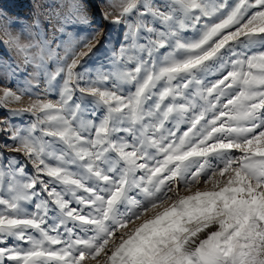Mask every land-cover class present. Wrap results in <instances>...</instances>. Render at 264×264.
<instances>
[{"label":"snow or ice","instance_id":"6c2138e0","mask_svg":"<svg viewBox=\"0 0 264 264\" xmlns=\"http://www.w3.org/2000/svg\"><path fill=\"white\" fill-rule=\"evenodd\" d=\"M112 23L94 74L85 0L59 40H8L45 94L3 122L32 171L0 159V264H264V0H121Z\"/></svg>","mask_w":264,"mask_h":264},{"label":"rangeland","instance_id":"374dc122","mask_svg":"<svg viewBox=\"0 0 264 264\" xmlns=\"http://www.w3.org/2000/svg\"><path fill=\"white\" fill-rule=\"evenodd\" d=\"M90 26L82 30L81 35L97 33L100 41L92 54L84 58L85 68L94 74L101 66L107 70L111 67L114 52H118L123 40L125 26L112 23V17L118 14L121 0H85ZM73 0H0V88H10L13 91L25 90L19 104H9L0 107V159L18 157L26 164V171L31 173V163L25 161L21 153L10 151L6 144H12L9 134L2 129L7 121L14 126L26 128L32 122L30 115L11 116L15 108L29 104L37 96L44 98V77L38 75L33 79L32 69L23 71L20 58L9 45L10 37L19 38L21 42L34 41L40 36L49 40H59L62 34L57 31L62 18L68 13ZM107 15V18H106ZM191 35V33H190ZM66 39V36L64 37ZM15 70V71H13ZM208 79L214 80L215 76ZM33 87H28V81ZM77 95L79 93L77 92ZM48 98L57 99L58 91L48 94ZM75 207L76 205L73 204Z\"/></svg>","mask_w":264,"mask_h":264}]
</instances>
